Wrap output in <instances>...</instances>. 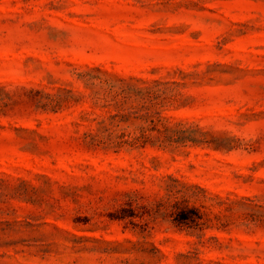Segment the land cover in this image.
Listing matches in <instances>:
<instances>
[{
  "label": "rangeland",
  "instance_id": "374dc122",
  "mask_svg": "<svg viewBox=\"0 0 264 264\" xmlns=\"http://www.w3.org/2000/svg\"><path fill=\"white\" fill-rule=\"evenodd\" d=\"M0 264H264V0H0Z\"/></svg>",
  "mask_w": 264,
  "mask_h": 264
},
{
  "label": "trees",
  "instance_id": "16d2710c",
  "mask_svg": "<svg viewBox=\"0 0 264 264\" xmlns=\"http://www.w3.org/2000/svg\"><path fill=\"white\" fill-rule=\"evenodd\" d=\"M197 218L199 217H193L186 213H181L179 217H175L174 220L178 223H188L190 221V222H194L195 224H197L198 222Z\"/></svg>",
  "mask_w": 264,
  "mask_h": 264
}]
</instances>
